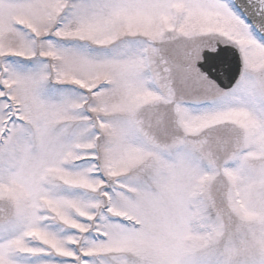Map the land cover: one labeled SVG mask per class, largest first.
Returning a JSON list of instances; mask_svg holds the SVG:
<instances>
[{"label":"snow or ice","instance_id":"1","mask_svg":"<svg viewBox=\"0 0 264 264\" xmlns=\"http://www.w3.org/2000/svg\"><path fill=\"white\" fill-rule=\"evenodd\" d=\"M0 264H264V0H0Z\"/></svg>","mask_w":264,"mask_h":264}]
</instances>
